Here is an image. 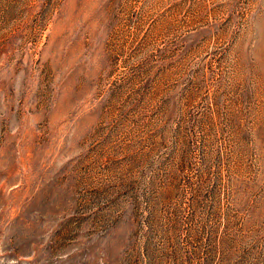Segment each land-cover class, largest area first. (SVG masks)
<instances>
[{
	"label": "rangeland",
	"instance_id": "obj_1",
	"mask_svg": "<svg viewBox=\"0 0 264 264\" xmlns=\"http://www.w3.org/2000/svg\"><path fill=\"white\" fill-rule=\"evenodd\" d=\"M0 264H264V0H0Z\"/></svg>",
	"mask_w": 264,
	"mask_h": 264
}]
</instances>
